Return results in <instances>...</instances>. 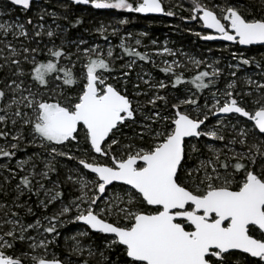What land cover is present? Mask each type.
Wrapping results in <instances>:
<instances>
[{"label":"snow or ice","instance_id":"6c2138e0","mask_svg":"<svg viewBox=\"0 0 264 264\" xmlns=\"http://www.w3.org/2000/svg\"><path fill=\"white\" fill-rule=\"evenodd\" d=\"M8 2L25 13L34 10L36 23L31 17L0 22V158L13 159L25 143L43 149L47 157L39 170L32 158L17 162L19 172L4 168L8 175L0 182V196L10 199L11 206L0 202V264H264V83L246 80L259 93L253 109L243 99L251 91L236 92L235 81L227 83L222 103L219 89L211 92L210 108L207 102L200 105L195 93L169 101L159 91L149 96L134 84L129 94L127 79L105 76L116 72L111 49L106 56L99 45L81 50L85 41L80 40L72 52L53 41L48 59L41 61V49L30 46L27 26H33L31 37L38 45L39 38L51 41L61 29L59 24L56 30L45 29L41 22L46 16L54 23L59 18L73 27L83 24L82 18L69 19L73 5L175 16L165 0H68L61 4L63 15L49 11L48 0ZM188 11V19L216 33H196L205 41L264 46V0H191ZM99 30L106 32L103 26ZM120 47L129 57L149 60L123 40ZM81 53L85 70L77 79L60 61L80 59ZM239 64H255L264 75V61L254 56L240 53ZM161 70L174 75L172 88L185 82L171 66ZM220 74L215 68L200 71L190 83L197 92L211 91ZM78 80L80 87L74 89ZM143 82L158 90L168 87L164 81ZM220 115L227 121L218 119L209 127L210 116ZM210 142H222L223 148ZM57 158L77 165L70 169L75 179L71 174L67 179L78 195L67 202L60 181L51 179L52 174L59 176ZM25 195H35L46 212L49 205L59 204L44 216L46 226L39 219L26 224L13 210L24 207ZM26 210L32 213L30 207ZM66 223L86 226L78 233L81 237L100 234L101 244L82 245L72 237L67 259L54 252L49 257L58 229ZM40 228L47 235L37 239L31 232ZM72 256L78 259L72 261Z\"/></svg>","mask_w":264,"mask_h":264},{"label":"rangeland","instance_id":"374dc122","mask_svg":"<svg viewBox=\"0 0 264 264\" xmlns=\"http://www.w3.org/2000/svg\"><path fill=\"white\" fill-rule=\"evenodd\" d=\"M207 2V0H206ZM220 3H223V0H219ZM177 5H180L179 7ZM171 6V10L174 11L177 15L171 16L170 19H176V24H170L171 31L165 32L162 35L154 36L149 34L145 31V29H136L134 32L127 31L125 28H123L126 23H120L121 20L126 19H117L114 17H101V20L99 22H96L95 25L88 28V35L86 37H83L82 35H75L71 36L70 33L66 31H63L65 29L60 21L56 20L55 23L48 22L46 20L42 21V23L45 26V29L51 28L53 30H56V24L61 25V29L57 30L58 35L56 38L57 41H59L58 45L63 44V46L67 47V50H71L72 52L76 51V43H78L80 40L85 41V43L80 45L81 50L88 48L90 46H96L99 45V48L102 50L103 55L106 56V53L109 49L113 52V61H114V67L116 69V72L114 73H105L106 77H119L121 79H127L129 83L127 84V88L129 91V94H131L134 89V84L140 85V90L143 92H147L149 96L153 95L157 91L160 92L162 95H167L169 98V101H172L176 97H180L181 99L185 97V95H191L192 93H195V97L200 105H204L205 102H207L208 107L210 108L212 104L214 103L213 97L211 95V92L217 91L219 89V92L217 93L218 98L220 99L221 103L224 101L225 97L222 95V93L225 91L227 87L228 82L235 81L236 82V92H249L251 91V96H244L243 99L245 101L246 106L249 109H253L256 107L254 105L253 101L254 99L258 98L259 93L255 90V85L249 86L246 83V80L248 78L258 81L260 83H264V75L261 74V69L256 68L255 64L252 65H241L239 64V56L240 53H243L245 57H255L256 60H262L264 61V46H248V47H240L238 45H225V44H210L204 45L206 48L203 50L202 48L199 49H193L192 45H188L184 43V40L180 38V35H182V32L179 28L180 21L186 23L188 29L189 24L187 19L182 20V16L178 15L179 10L190 13L188 9L191 7V0H165V7L168 8ZM96 10V9H94ZM1 17V16H0ZM127 23L130 22L126 20ZM187 21V22H186ZM0 22H9L14 23L16 22L12 19H6L3 20L0 19ZM103 26L106 29V32H101L99 29ZM116 30V34L113 35V31ZM190 30V29H189ZM136 31V32H135ZM190 34H192L191 30L189 31ZM105 35L111 36L105 39ZM103 36V38H102ZM178 37V38H177ZM53 38V39H54ZM139 39L140 44L137 45L135 41ZM124 41V44L126 47L134 48L136 51L141 52L142 54H147L149 57L148 61H140L138 58L135 57H129L127 54L124 53L123 48L120 47L121 41ZM49 42V41H48ZM76 42V43H74ZM52 42L47 43V47H52ZM216 46V47H215ZM254 48V49H253ZM256 48H263L261 50H257ZM165 49L169 51H165ZM233 53H236V58L233 57ZM46 60L48 59L47 51L45 52ZM201 60L202 63L200 65H195L192 63V60ZM45 60V61H46ZM132 60H135V63L133 64L131 70L127 69L126 65L130 63ZM85 63V58L83 57L81 53V58L77 59L76 56L72 57L71 62H69L67 59H61L60 64L64 66L65 68L69 69L75 78H79L80 74L85 70L83 68V64ZM179 65V66H178ZM172 67V70L174 73L179 74L182 76L184 83L178 85L176 88H172L171 84L173 80L175 79L174 75L172 73L166 74L161 69L165 67ZM210 66V67H209ZM238 66V67H237ZM204 68V69H201ZM213 68L218 69L220 71V76L217 78V82L214 87L211 88V91L208 89H204L202 91L197 92L196 89L193 87V85L190 83L192 77L200 71H209L211 72ZM156 69H160L161 72H157ZM123 71H129L128 77H123ZM232 72H236V76H231ZM1 76H3V73H0ZM147 74V75H145ZM61 77H63V73H60ZM138 77H142L138 78ZM148 79L151 81L152 84H156L158 81H164L166 84H168V87L164 90H158L156 88H150L149 85L144 84L143 80ZM110 83H116L115 79H109ZM59 83V81H58ZM79 83L74 86L75 88ZM1 85L3 86L2 82ZM1 86V87H2ZM119 87L120 85L117 84ZM235 95V92H234ZM141 102L146 101L147 97L140 96L137 97ZM191 108V106H188ZM161 108L163 110V105L161 104ZM195 115V113H192ZM234 117L235 114H232ZM218 119L227 121V118L225 116H210L209 121L207 122L209 127L212 126L213 123H215ZM244 119V118H240ZM249 124L251 122H248ZM203 139V138H202ZM213 143L215 147L223 148L222 142H210ZM0 144H4V141L2 142L0 140ZM23 147H31L32 150H34L31 154L23 156V158L19 159L17 158V161L12 163V168L19 172V169L17 168V162L20 161H30V158L34 159L36 164L38 165V170L43 168L44 159L47 157V153L43 149H39L35 146H28L26 143L22 144ZM237 150L239 149V146L237 145ZM18 152L16 153L17 156ZM38 154V155H34ZM15 158V157H14ZM61 164L65 167L68 176L71 174L73 175V179H75L74 173L70 172V169H74L77 167L75 163L65 159V158H57ZM1 164L5 168V166L8 167V164L12 162L11 160H8L6 158H0ZM25 167L26 171L31 170V162L30 165H26ZM20 175H23V173H19ZM52 177V175H51ZM39 179V177H37ZM72 185V182L69 181ZM46 186L51 187V184L47 181H45ZM73 186V185H72ZM75 189V188H74ZM72 195H78V193L73 191L71 193ZM67 194V197H64V201L67 202L68 200L72 199L70 198L72 195ZM34 196V195H33ZM32 196V197H33ZM36 197V196H35ZM43 193H41V196L39 199H43ZM36 199H38L36 197ZM2 200L0 199V202ZM21 201L23 202V197H21ZM38 203V202H37ZM24 207L20 208V210H24V213H27V208L31 206L28 205V203H24ZM59 206L58 203L51 204L49 206L55 207ZM38 207H41L38 204ZM56 207V208H57ZM56 208H54L52 211H54ZM1 214V213H0ZM21 214V218L24 223H35L37 219L41 220V222L46 226L47 221L44 220V215L38 216L34 221L28 222L23 218V213ZM34 216V214H33ZM82 229V228H81ZM74 229L73 233L64 234L63 233V226L59 227V237L63 238V243L66 245H61V252H63L64 256L61 257L60 253H57L55 251V246H50L49 248V257L54 252L58 257L61 258H68V252L70 247L75 243V241L72 239V237H76L77 240L82 245H88L93 244V242L89 239L90 237H81L78 235L79 232L84 231L83 229ZM31 235H34L37 237V239H41L44 235L43 229L40 228L38 231H32ZM57 238V240H58ZM86 254V253H85ZM78 257L72 256L71 260L76 261Z\"/></svg>","mask_w":264,"mask_h":264},{"label":"trees","instance_id":"16d2710c","mask_svg":"<svg viewBox=\"0 0 264 264\" xmlns=\"http://www.w3.org/2000/svg\"><path fill=\"white\" fill-rule=\"evenodd\" d=\"M68 0H48V2L45 4L46 7H48L49 11H55L61 15L64 14V10L61 7V4L63 3H67ZM0 13H4L3 15H0V19L2 18L3 20L8 19H12L14 21L19 20L20 22H23L26 18L31 17L34 20V24L36 23V16H35V11H29L27 13H25L22 10L19 9H14L12 5H10V3L8 2V0H0ZM68 15H69V19H74L76 17L82 18L83 19V24L78 25L73 27L71 24H69L67 21L63 20V19H57L58 21H60L61 25L67 29V32L70 33V35L73 37L75 35H82L83 37H86L88 35V28L92 27L93 25H95L96 22H99V20H101V17L104 16H109V17H114L117 19H126L130 22L126 23V25L123 26V28H125L127 31H132L134 32V30L136 29H145L146 32H148L151 35L154 36H158V35H162L165 32L171 31V27L170 24H176V19H154V18H143L141 17L138 13H129L126 11H117V10H94L90 7H85V6H71L69 11H68ZM178 15L182 16V20L186 19L184 16V11L179 10ZM177 17V15H176ZM178 18V17H177ZM45 20L48 22H52V18L50 16H46ZM42 23V22H41ZM195 25H193V29H197L198 27H196V23H194ZM28 30H29V38H30V46L31 47H39L41 49V52L38 56V59L41 61H45L46 60V56H45V52L47 51V43L52 42L51 45L53 46V41L55 43V45L59 48L60 45H58L59 41L56 40V38H54L53 40H49V38L47 36H43L41 38H39V44L37 45L36 39H33L31 37V33H32V29L33 26H27ZM182 35H180V38L184 40L185 44L188 45H192L193 49H199L202 48L203 50L206 48V46L204 45H208L206 43H203L200 41V39H198L196 37V35H193L189 33V31L192 29H188L186 23L180 21V26H179ZM135 31V32H136ZM112 36V35H111ZM110 35H107L108 37H111ZM103 38V36H102ZM178 38V37H177ZM9 39H11V37H9ZM49 41V42H48ZM17 46H19V42H16ZM23 43L25 44H29L28 40H24ZM216 47V46H215ZM254 49V48H253ZM257 50H261L263 48H256ZM63 50H67V47L63 46ZM204 69V68H201ZM157 72H161L160 69H156ZM1 76V74H0ZM1 82H0V87H1ZM80 87V84H78L74 89H78ZM3 142V140H1ZM20 151H17L18 154L17 156H15V158L12 159V162H10V164H8V168H12V163L17 161V158L21 159L23 158V156L31 154L34 150H32L31 147L27 148V147H23L21 146ZM20 161V160H19ZM73 163L76 162L75 161H71ZM1 160H0V182L3 181V178L5 176L8 175V172H6L4 170L3 165L1 164ZM30 165V163H29ZM27 167V166H25ZM15 170V168L13 169ZM57 170L59 173V176H57L56 174H52L51 179L52 180H59L60 181V185H61V190L64 193V197H67V194H71L73 191H75L74 187L71 185V183L69 182V180L67 179L68 174L67 171L65 169V167L61 164V162H59L57 164ZM16 171V170H15ZM18 183V177L16 180H13L11 182V185L14 187L15 184ZM72 195V194H71ZM75 195H72L70 198H74ZM0 199L2 200L1 202L7 203L9 206H11V201L8 198H5L3 196H0ZM23 202L24 203H28V205L31 206L32 209V213L31 214H27L24 213V210H20V209H13L14 211H17L21 216L20 213H23V218L25 220H27L28 222L34 221L38 216L40 215H50L53 211L54 208L57 207V205L55 207L53 206H49L47 209V212L45 211V209L41 206L38 207V199H36L35 195L29 199L27 195H25L23 197ZM34 214V216H33ZM3 213L0 214V216H2ZM83 229L84 231L86 230V227L82 226L79 223H66L65 225H63V233L65 234H71L74 232V229ZM81 229V230H82ZM90 240L93 242V245L95 244H101L102 241V236L100 234L97 233H91L89 236ZM59 243L58 245L55 246V251L57 253H60V256L63 257L64 254L63 252H61L60 250L61 245H64V247L66 246L63 243V238L59 237L57 240ZM112 259H116L115 254L112 255Z\"/></svg>","mask_w":264,"mask_h":264},{"label":"flooded vegetation","instance_id":"af4514ba","mask_svg":"<svg viewBox=\"0 0 264 264\" xmlns=\"http://www.w3.org/2000/svg\"><path fill=\"white\" fill-rule=\"evenodd\" d=\"M139 14V13H138ZM141 17H143V18H154V19H168V18H171V17H169V16H164V15H162V16H144V15H142V14H139ZM190 15H191V13H187V12H184V16H185V18L187 19V21H188V23L187 24H189V27H190V29H192V31L191 32H193V35H196V33H201V35H204V34H211V35H216L213 31H210V30H207V29H205L203 26H202V22H200V21H198V20H191V19H188L189 17H190ZM186 21V22H187ZM194 23H196V27H198L196 30L195 29H193V25H195ZM196 37L198 38V39H200V41L201 42H203V43H206V44H212V45H216V44H219V43H221V44H225V45H228V46H231V45H237V44H233V43H226V42H224V41H220V40H211V41H205V40H203V39H201L200 38V36H198V35H196ZM238 46H240V45H238ZM240 47H242V46H240Z\"/></svg>","mask_w":264,"mask_h":264},{"label":"water","instance_id":"95a60500","mask_svg":"<svg viewBox=\"0 0 264 264\" xmlns=\"http://www.w3.org/2000/svg\"><path fill=\"white\" fill-rule=\"evenodd\" d=\"M142 15H144V16H162L161 14H142ZM207 30H209V29H207ZM210 31H212V30H210ZM216 34V33H215ZM217 40H220V39H217ZM220 41H223V40H220ZM224 42H226V43H231V42H228V41H224ZM253 46H259V45H253ZM242 47H246V46H242ZM248 47V46H247ZM220 116H223V115H220ZM80 224V223H79ZM82 225V224H81ZM82 226H84V225H82ZM84 227H86V226H84Z\"/></svg>","mask_w":264,"mask_h":264}]
</instances>
